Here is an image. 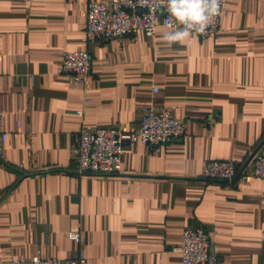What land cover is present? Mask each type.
Instances as JSON below:
<instances>
[{
  "label": "crops",
  "instance_id": "1",
  "mask_svg": "<svg viewBox=\"0 0 264 264\" xmlns=\"http://www.w3.org/2000/svg\"><path fill=\"white\" fill-rule=\"evenodd\" d=\"M88 1L0 0V264L80 248L85 264H181L188 225L207 230L219 264H264V180L202 176L207 160L264 152V0H227L216 36L172 46L163 25L88 40ZM72 50L91 55L86 86L61 70ZM152 105L187 136L160 152L132 142L118 175L73 173L81 127L138 125Z\"/></svg>",
  "mask_w": 264,
  "mask_h": 264
},
{
  "label": "built area",
  "instance_id": "2",
  "mask_svg": "<svg viewBox=\"0 0 264 264\" xmlns=\"http://www.w3.org/2000/svg\"><path fill=\"white\" fill-rule=\"evenodd\" d=\"M227 0H221L220 13L214 24L203 34L207 38L219 32L222 8ZM85 34L88 40L106 41L130 35H153L159 25L165 24L168 13L161 8L153 16L139 0H90L87 2ZM92 58L87 50L66 51L62 55L61 70L73 82L87 85L91 75ZM82 113V111H78ZM187 136L185 120L175 118L172 112L161 106H145L139 124L99 128L81 127L72 147V171L76 175L94 173L104 176L121 172V158L125 148L140 141L160 152L165 144ZM7 133L0 129V161L5 156L4 145ZM202 176L210 180L244 183L252 178L264 180V152L255 150L249 160L237 163L232 159L207 160ZM70 237L82 246L77 230ZM177 249L181 253V264H219L218 251L209 233L201 226L188 225L183 230ZM85 253L80 248L71 258L59 260L36 254L29 259H7L2 264H85Z\"/></svg>",
  "mask_w": 264,
  "mask_h": 264
},
{
  "label": "clouds",
  "instance_id": "3",
  "mask_svg": "<svg viewBox=\"0 0 264 264\" xmlns=\"http://www.w3.org/2000/svg\"><path fill=\"white\" fill-rule=\"evenodd\" d=\"M151 15L163 8L165 19L162 39L169 46L185 44L195 35L203 34L215 22L220 13L221 0H139Z\"/></svg>",
  "mask_w": 264,
  "mask_h": 264
}]
</instances>
